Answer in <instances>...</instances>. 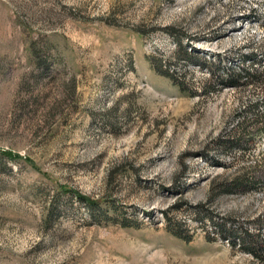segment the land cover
Masks as SVG:
<instances>
[{"label": "rangeland", "instance_id": "rangeland-1", "mask_svg": "<svg viewBox=\"0 0 264 264\" xmlns=\"http://www.w3.org/2000/svg\"><path fill=\"white\" fill-rule=\"evenodd\" d=\"M263 173L264 0H0V264H264Z\"/></svg>", "mask_w": 264, "mask_h": 264}, {"label": "trees", "instance_id": "trees-1", "mask_svg": "<svg viewBox=\"0 0 264 264\" xmlns=\"http://www.w3.org/2000/svg\"><path fill=\"white\" fill-rule=\"evenodd\" d=\"M183 56L185 58H189L192 61H197L196 59L189 57L190 54L187 53V51L183 52ZM165 74H167V76L169 78L172 77V75H170L169 73H165ZM240 76L244 77L247 80L249 77H252L255 75H252L251 73L244 71V69L240 70V72H238V73H234L233 71L228 70L227 75H226L227 79H225L223 81L226 84H228L227 86L236 88V87H239V86L244 84V82L243 83L240 82V79H239ZM217 79H218L217 85H219V83H221V85H223L222 79H219V78H217ZM208 83H210V82L208 81ZM176 84L178 85V87L181 91H185L183 83L177 82ZM210 87H211V85H208V86H207V84L202 85V87L199 89V91H195L194 94H198V95L203 96L207 93V88H210ZM251 110L255 111L254 106L251 107ZM246 127H247L246 122L242 121L236 125L235 132L239 133V132L243 131L242 134H240V133L239 134L244 135ZM238 136L232 135L230 138H228L226 140H222L219 138L218 142H217L218 148L221 150H230V149H236V148L242 147V138H241V136L240 137H238ZM1 154L5 157L9 158V159H15L17 157L16 154H13V153L7 152V151L6 152L2 151ZM260 185H264V173L255 177V178L253 177V179L248 178L245 175H241L240 177L236 178L235 180H233L229 184H224L223 190H224V192L243 193V192L247 191L248 189L256 188V186H260ZM74 196L79 201H81L82 203H85L89 206L98 204L97 201H95V202L90 201L87 198L82 197V196H77V195H74ZM244 235H246V232H244L243 234L241 233L237 237L239 239V241L241 240V247H243V249H245L248 253L255 256L256 258H261V260H264V238L260 241L259 244L249 246V245H245V243H244V240H246Z\"/></svg>", "mask_w": 264, "mask_h": 264}]
</instances>
